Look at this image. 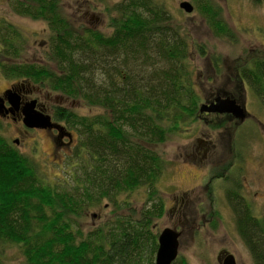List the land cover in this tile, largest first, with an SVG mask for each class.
<instances>
[{
	"label": "trees",
	"instance_id": "1",
	"mask_svg": "<svg viewBox=\"0 0 264 264\" xmlns=\"http://www.w3.org/2000/svg\"><path fill=\"white\" fill-rule=\"evenodd\" d=\"M83 1L87 8L102 6L109 33L72 20L61 0L7 3L11 13L46 26L48 66L21 60L25 33L0 17V74L5 79L28 80L49 94L101 111L88 117L64 112L66 123L79 133L77 149L85 154L71 159L74 183L69 186L44 181L35 164L0 135V264H9L5 251L11 248L21 254V264H139L143 252L156 253L157 239L148 233L153 218L165 210L156 183L166 163L152 147L199 124L202 99L220 91L201 93L199 75L190 66L193 55L222 77L228 96L248 91L264 109L259 50L235 59L208 55L206 46L189 44L166 0ZM191 2L214 37L237 42L214 0ZM252 2L264 6V0ZM210 126L219 129L215 122ZM144 186L145 208L119 214L130 205L118 198ZM225 194L251 264H264V217H255L237 190ZM104 200L113 216L83 232L78 221ZM174 264L187 263L179 258Z\"/></svg>",
	"mask_w": 264,
	"mask_h": 264
},
{
	"label": "rangeland",
	"instance_id": "2",
	"mask_svg": "<svg viewBox=\"0 0 264 264\" xmlns=\"http://www.w3.org/2000/svg\"><path fill=\"white\" fill-rule=\"evenodd\" d=\"M9 1L0 0V17L19 27L25 33L27 44L24 46L21 60L48 66L47 55L49 52L46 26L42 22L32 21L11 13L7 4ZM61 1L65 8L64 13L72 20L85 22L104 34L110 32L107 27L106 15L103 11L101 12L102 6L100 8V6L95 5V8H87L88 4L83 0ZM184 1L192 3L191 0H166V6L179 21L178 23L182 25L189 44L196 43L206 46L208 55L220 54L228 59L254 55L256 50L261 52L257 55L258 57L264 56L263 5L254 4L252 0H214L222 8V17L236 34L237 42L232 44L227 40L214 37L195 10L191 13H184L180 10L178 4ZM113 2L112 0L107 3L112 5ZM192 60L190 66L199 75L197 81L200 84L202 94L209 95V92L216 91L223 85L222 77H215V71L206 60L197 55H193ZM9 81L11 80L5 79L0 74V91L8 86ZM34 87L40 88L44 96L48 94L44 87L43 89L38 85H34ZM50 95L54 104H57L61 99L59 94L50 93ZM216 97L213 98V101ZM248 98L249 111L258 115L264 123V110L251 94H248ZM42 99L44 100L43 96ZM64 99L66 100L64 105L70 107L77 115L88 117L97 116L101 113L98 109H89L81 101L66 97ZM203 99V104L209 105L213 102H203ZM203 113L204 119L197 118L198 120H196L200 122L199 124L193 127L188 126L184 128V132L182 129L181 132L183 133L180 135L174 134L164 144L152 147L166 163L163 174L156 183L157 196L164 201L165 210L161 218H153L148 236L153 235L157 239L164 228L174 229L173 227L176 225L179 228V223H182L185 229H180L181 232L178 230L180 232L178 254L172 264L179 258H182L187 264H219L216 256L220 249L229 250L236 258L237 264H251L250 255L236 232L231 204L221 200L226 199V191L237 190L241 195L248 197V202L251 201V207L250 203L249 207L252 214L257 218L264 217V130L262 135L260 130L258 132L256 128L249 125V122H245L240 133L236 132V142L232 141L233 152L229 153V144L227 145L225 142L223 130L211 128V123L207 119L209 117H205L215 113ZM1 122L0 135L6 138L20 154L35 164L39 174L44 177V181L65 183L67 186L70 185L71 181L73 182L69 176V174L72 176L70 167L75 169V166H71L73 161L71 159L74 158L75 154L76 156L85 155L83 151H79L80 148L77 149L80 143L79 134L73 136L75 140H78V143L76 142V147L71 151L67 147L52 150L46 135L42 132L33 131L25 136L24 145L18 147L13 142L16 141L14 140L17 136L16 127L21 126L11 122L8 124L9 122L6 120ZM200 133L203 134L200 135ZM206 136L214 141L217 149L215 157L208 164L193 160L194 155L191 154L196 147V140ZM32 140H36L37 143L34 144L35 141L32 142ZM241 151L246 152V158L241 156L242 159L245 158L244 162L242 159L234 157L236 152L240 153ZM196 158L198 159V157ZM207 171L211 175L220 174V177L216 178L214 186L222 190H214L212 202L214 207H205V214L203 215L199 204L205 200L206 194L200 183L201 177ZM232 182H235L237 188H233L235 184ZM226 188L227 190L224 192L223 190ZM147 191L148 188L144 186L131 194H122L118 199L121 202H128L130 207L127 208L126 206L118 213L128 216L130 213H138L144 209L147 204ZM183 192L185 193L184 196L182 195ZM181 198L188 202V205L190 204L183 207L184 211L190 214L186 219L180 218L177 213ZM212 211L215 214L214 221L208 217ZM113 212L115 211L112 205L104 200L100 206L88 211L86 216L78 222L83 232H86L95 229L100 223L111 218ZM146 245L147 243L143 247ZM143 253L139 264H155L156 253H153V249L149 253L148 250ZM5 255L9 264H21L23 261L21 254L15 248L6 249Z\"/></svg>",
	"mask_w": 264,
	"mask_h": 264
},
{
	"label": "flooded vegetation",
	"instance_id": "3",
	"mask_svg": "<svg viewBox=\"0 0 264 264\" xmlns=\"http://www.w3.org/2000/svg\"><path fill=\"white\" fill-rule=\"evenodd\" d=\"M219 90H220L219 91L220 93L219 92L218 93H211L208 96L209 98H207V100L209 101V103H211L213 101V98L215 96H220L222 98L228 97L231 100H234L236 102V104H238L240 107H242L244 109V112H245V118L243 120L235 118L232 114H226V113H223V114H216L215 113V114H209V115L205 116V117H209L207 119H209L210 123L215 122V123L219 124V129H217V130H220V129L223 130L222 132H223L225 139H226L225 142L227 143V145L229 144V146H228L229 153H232L233 152L232 141L233 140L235 141L236 132L240 133V131L244 128L245 122H247V123L249 122V125L256 128V130L258 132L260 130V134H262V135H263L262 131L264 130V123L262 122V120L259 118L258 115L253 114L249 111V109H248V99H249L248 94H250V93L248 91L244 92L243 95H240V97L234 98L232 95L228 96L226 94L228 91L227 84H223L219 88ZM9 91L15 92L16 94H18V96L20 98L21 106H20V109L18 111L11 110L10 105L8 104V101L4 97V94L6 92H9ZM42 96L44 97V100L42 99ZM0 98H3L2 108H1V112H0V122L6 120L7 122H9L8 124H10V122H11V123L19 124L21 126V127H16L17 136H15V139H14L17 141V144H15L16 146L19 147L21 145H24L23 142H24L25 136L30 134V132L33 131V132L44 133L50 142V146L52 147V150H57L60 147H67V149L69 151H71L73 148L76 147V142L78 143V140H75L73 136L75 134H79V133L75 130V128H71L70 125L68 123H66V120H64V117H65V116H63L64 112L66 110H71V109H70V107H67L64 105L66 100L64 99L63 96H61V99H59V102H57V104H54L51 101V95L49 93L45 94V96H44L42 94L41 89L34 87V85H32L30 83V81H28V80H11V81H9L8 86L0 91ZM32 100H35V110L36 111H39L46 116H49L51 122L56 124V125H59L60 127L52 128L49 130L48 129H45V130L27 129L23 125V122H22L23 115L21 112V108L27 102H31ZM207 100L205 97L204 102H206ZM60 110H63V111H60ZM59 114H60V116H58ZM55 115L58 116L59 119L56 118ZM200 119H204L203 115L200 116ZM198 132H200V131H198ZM202 134L203 133H200V135H202ZM33 141H35L34 144L37 143L36 140H32V142ZM74 141H75V143H74ZM213 142L214 141H212V139L209 138L208 136L197 139L196 143H195L196 147L194 148L193 152L191 153L192 155H194L193 160H195L197 162H206L205 164H208L209 162H211L217 153L216 145H214ZM38 146H40V143H38ZM77 146H78V144H77ZM198 146H200V147H198ZM35 149H37V147H35ZM245 154H246V152H242V151L240 153L236 152V155L234 157L242 159L241 156H244L246 158ZM196 157H198L199 160ZM244 159H242L243 162H244ZM218 176H220V174L211 175L207 171L201 177V183H200L201 185L200 186L203 187L202 189L205 191V194H206L205 200L201 201V203L199 204L201 207V213L203 215L205 214L204 213L205 207H214L212 204V202L214 200V196H213V193H215L214 190L215 189H217L219 191L222 190L221 188L214 186L215 185L214 182H215V180H217L216 178H219ZM232 183L235 184V182H232ZM226 190H227V188L224 189L223 191L225 192ZM182 195L184 196L185 193L183 192ZM239 196L241 198L245 199V203L249 207V203L251 201L248 202V197L241 195L240 193H239ZM180 200H181L180 205L177 207V211H178L177 213L179 214L180 218L186 219L187 217H189L190 214L187 213L186 211H184L183 207L189 206L190 204L188 205V202H186L183 198H181ZM221 201H225V199L221 200ZM228 204L230 205V203H228ZM250 207H251V203H250ZM250 210H251V208H250ZM214 215L215 214L213 211H212V213L208 214V217L210 218L211 221H214V219H215ZM233 217H234V213H233ZM234 224H235V217H234ZM203 226H205V224H203ZM173 228L176 229L177 231L180 229H182V230L185 229L184 225L182 223H179V228H177V225ZM182 230H180V232ZM227 254L233 255L229 250L220 249L217 252V256H216L217 262L219 264H223V261L227 257ZM233 257H234V255H233ZM234 260H235V264H237L235 257H234Z\"/></svg>",
	"mask_w": 264,
	"mask_h": 264
},
{
	"label": "water",
	"instance_id": "4",
	"mask_svg": "<svg viewBox=\"0 0 264 264\" xmlns=\"http://www.w3.org/2000/svg\"><path fill=\"white\" fill-rule=\"evenodd\" d=\"M180 10L184 13H191L194 10L190 2L184 1L178 4ZM4 97L8 101L11 110L18 111L21 106L20 98L15 92H6ZM3 98H0V112L2 108ZM23 115L22 122L27 129H52L60 127L51 122L50 117L35 110V100L27 102L22 108ZM219 113V114H232L235 118L242 120L245 118V112L234 100L228 97L217 96L214 101L207 105L200 106V113ZM17 144V141H14ZM180 232L176 229L164 228L157 237V250L155 254V264H172L177 258L179 247ZM223 264H235L233 255L227 254Z\"/></svg>",
	"mask_w": 264,
	"mask_h": 264
}]
</instances>
